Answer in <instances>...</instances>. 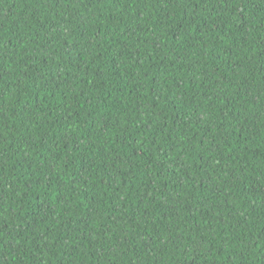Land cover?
Instances as JSON below:
<instances>
[{
  "label": "trees",
  "instance_id": "trees-1",
  "mask_svg": "<svg viewBox=\"0 0 264 264\" xmlns=\"http://www.w3.org/2000/svg\"><path fill=\"white\" fill-rule=\"evenodd\" d=\"M0 264H264V0H0Z\"/></svg>",
  "mask_w": 264,
  "mask_h": 264
}]
</instances>
